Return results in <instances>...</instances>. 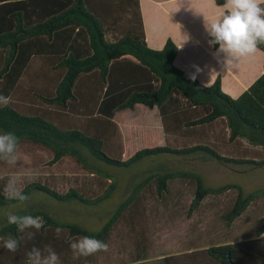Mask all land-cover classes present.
<instances>
[{
    "label": "trees",
    "instance_id": "trees-1",
    "mask_svg": "<svg viewBox=\"0 0 264 264\" xmlns=\"http://www.w3.org/2000/svg\"><path fill=\"white\" fill-rule=\"evenodd\" d=\"M215 2L223 5L224 0ZM258 49L264 56V45ZM176 53L171 39L161 49L147 45L139 0H0V95L10 97L7 106H0V132L19 138L17 164L0 162V207L20 202L6 197L11 176L22 177L18 187L27 196L42 192L59 201L97 204L117 185L97 160L126 168L159 155H197L224 165L264 166V60L261 74L234 98L223 91L220 75L204 84L178 68ZM151 110L162 131L158 143H150L140 126ZM67 163L91 176L60 190L51 172ZM177 180L192 189L188 215L207 197L234 191L233 202L220 215L226 227L252 203L264 202V187L245 193L234 183L207 187L196 171L151 172L132 185L95 232L45 210L20 211L17 215L42 217L44 228L20 233L15 225L1 226L0 238L34 235L21 240L15 252L0 240V264H27L33 247L44 254L51 248L67 264H84L71 258L70 242L90 236L108 243L121 221L137 233L130 262L148 260L144 199L162 200ZM57 227L63 229L59 238ZM263 235L264 209L250 236L254 241L236 237L191 246L160 254L157 264H230L227 252L235 264H264Z\"/></svg>",
    "mask_w": 264,
    "mask_h": 264
},
{
    "label": "rangeland",
    "instance_id": "rangeland-1",
    "mask_svg": "<svg viewBox=\"0 0 264 264\" xmlns=\"http://www.w3.org/2000/svg\"><path fill=\"white\" fill-rule=\"evenodd\" d=\"M140 126L144 127L142 133L153 140L150 143H158L161 127L155 110L145 115V121L141 122ZM155 157L157 158L145 159L126 168L107 165L98 160L93 161L116 179V188L109 198L97 204L88 205L76 200L59 201L42 192H32L24 202L0 207V227L7 223L8 214L17 215L20 211L39 209L49 212L59 221L76 223L92 232L98 231L120 201L131 192L132 185L142 177L156 171H196L202 176L204 185L207 187L234 183L240 185L245 193L264 187V166L224 165L197 155ZM89 158L94 159L91 156ZM51 173H53L55 185L60 190H66L77 180L81 182L91 176L72 163L64 164ZM191 196V187L185 181L177 180L170 184L169 193L162 200L154 197L144 199L146 212V218L143 221L144 233L148 239L146 246H150L148 260L130 262L137 251V233L131 231L129 224L125 221L119 222L114 228L107 243V251L77 258L84 264L92 261L97 264H157V257L160 254L177 253L191 246L204 248L210 244L228 243L236 237H247L245 240L254 241L255 238L250 236L258 218L263 213V201L252 203L230 227H226L220 220V215L233 202L234 191L231 190L218 197H207L194 213L188 215ZM260 239L259 243L264 244V235ZM59 260L60 264H67L63 259Z\"/></svg>",
    "mask_w": 264,
    "mask_h": 264
},
{
    "label": "clouds",
    "instance_id": "clouds-1",
    "mask_svg": "<svg viewBox=\"0 0 264 264\" xmlns=\"http://www.w3.org/2000/svg\"><path fill=\"white\" fill-rule=\"evenodd\" d=\"M215 4V0H212ZM219 14L212 21L205 22V30L210 37V45H218L216 54H223L225 64L233 67L241 58L252 56L259 45H264V0H224ZM10 97L0 95V106H7ZM19 138L15 133L0 132V162L8 166L17 164V146ZM22 177L11 176L5 185V194L8 199L26 201L29 197L18 187ZM7 223L15 225L20 233H25L27 229L39 231L44 228L43 218L32 215L8 214ZM63 229L57 227L55 233L59 238ZM34 233L27 232L26 237L0 238L3 247L11 252H15L21 240L32 239ZM70 249L76 257H88L97 252L107 251L108 244L104 241L82 236L70 242ZM33 247L27 253V264H60L59 256L51 248L45 250Z\"/></svg>",
    "mask_w": 264,
    "mask_h": 264
},
{
    "label": "crops",
    "instance_id": "crops-1",
    "mask_svg": "<svg viewBox=\"0 0 264 264\" xmlns=\"http://www.w3.org/2000/svg\"><path fill=\"white\" fill-rule=\"evenodd\" d=\"M139 4L147 45L161 49L167 39L173 40L174 64L202 83L210 84L220 75L223 91L235 98L261 74L264 56L259 49L228 67L223 54H216L219 46L213 49L208 43L205 22L216 18L221 5L212 0H139ZM158 140L162 141V131Z\"/></svg>",
    "mask_w": 264,
    "mask_h": 264
},
{
    "label": "water",
    "instance_id": "water-1",
    "mask_svg": "<svg viewBox=\"0 0 264 264\" xmlns=\"http://www.w3.org/2000/svg\"><path fill=\"white\" fill-rule=\"evenodd\" d=\"M227 259L229 260V263L230 264H235L234 261L231 259L230 255H229V252H227Z\"/></svg>",
    "mask_w": 264,
    "mask_h": 264
}]
</instances>
